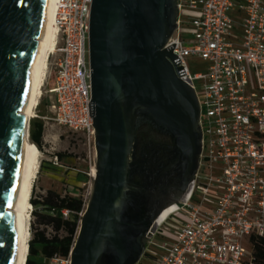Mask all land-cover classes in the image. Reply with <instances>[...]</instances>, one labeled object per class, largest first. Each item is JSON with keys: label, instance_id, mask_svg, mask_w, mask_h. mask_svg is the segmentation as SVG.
Masks as SVG:
<instances>
[{"label": "built area", "instance_id": "built-area-1", "mask_svg": "<svg viewBox=\"0 0 264 264\" xmlns=\"http://www.w3.org/2000/svg\"><path fill=\"white\" fill-rule=\"evenodd\" d=\"M92 4L57 2L56 46L43 87L56 98L50 104L52 118L43 119L83 137L96 154L89 48ZM184 11L199 15L183 23ZM179 12L178 29L165 49L173 51L179 79L197 98L203 93L198 98L201 166L187 193L166 207L158 219L171 212L149 231L153 241L162 232L168 238L153 261L252 264V238H264V0H180ZM184 26L193 29L191 39L185 38ZM189 59L208 63L207 70L193 73ZM52 82L54 87L48 89ZM50 162L56 167L62 163L57 155ZM176 215L182 220L168 228Z\"/></svg>", "mask_w": 264, "mask_h": 264}, {"label": "water", "instance_id": "water-1", "mask_svg": "<svg viewBox=\"0 0 264 264\" xmlns=\"http://www.w3.org/2000/svg\"><path fill=\"white\" fill-rule=\"evenodd\" d=\"M50 0H0V264H11V212L32 148L21 114L38 59V35ZM169 0H93L90 31L96 174L70 264H137L122 209L130 191L133 113L148 110L194 138L200 107L179 79L172 50ZM202 135L200 139V153ZM165 209V208H164ZM160 210L145 234L154 230Z\"/></svg>", "mask_w": 264, "mask_h": 264}, {"label": "flooded vegetation", "instance_id": "flooded-vegetation-1", "mask_svg": "<svg viewBox=\"0 0 264 264\" xmlns=\"http://www.w3.org/2000/svg\"><path fill=\"white\" fill-rule=\"evenodd\" d=\"M169 1L168 16L172 23L170 40L178 29L180 0ZM200 120L192 138L177 126L159 121L142 107L134 110L130 191L122 209V216L128 223L124 231L131 239L130 260L142 258L146 250L144 238L147 228L162 206L183 198L198 173L201 166ZM170 212L165 211L155 226Z\"/></svg>", "mask_w": 264, "mask_h": 264}, {"label": "rangeland", "instance_id": "rangeland-1", "mask_svg": "<svg viewBox=\"0 0 264 264\" xmlns=\"http://www.w3.org/2000/svg\"><path fill=\"white\" fill-rule=\"evenodd\" d=\"M199 12L184 11L182 13L183 23H189L191 20L197 18ZM185 38L191 39L193 29L184 26ZM189 66L193 73H203L208 68V63L202 60L189 59ZM55 77V76H54ZM45 83V82H44ZM44 87V86H43ZM54 83H50L48 89H52ZM47 88H43V96L41 97L37 108L35 109L34 116L30 120V125L34 120H39L43 115L52 118L50 111V104L56 98L54 94H47ZM198 98H203V93L198 92ZM45 133L43 141V149L40 151V169L39 174L35 180L34 186L36 187V196L40 198L46 195L47 191L54 190L62 195L73 194L83 197V199H90L93 187V181L86 179V175L93 180L92 171L96 165L97 155L93 152V147H89L88 143L83 137L73 134L65 128H61L52 120L46 119ZM31 142V141H30ZM32 143V142H31ZM66 154L67 159L63 160L60 167L54 166L50 160L57 154ZM213 198V197H211ZM174 203H169L162 206V209ZM35 208H32V212ZM182 215H176L169 220L167 227L182 220ZM183 217V216H182ZM160 228V227H159ZM31 239L34 237L36 229H42L40 224L36 221L34 215L31 214ZM49 233H52L49 230ZM149 232L145 234L146 250L143 252L142 258L137 264H154L152 255H159L162 253L160 248L161 243L168 239L162 232L153 241ZM151 241L153 243H151ZM247 248L250 250L251 245L248 243ZM68 260H50L45 261V264H67Z\"/></svg>", "mask_w": 264, "mask_h": 264}, {"label": "trees", "instance_id": "trees-1", "mask_svg": "<svg viewBox=\"0 0 264 264\" xmlns=\"http://www.w3.org/2000/svg\"><path fill=\"white\" fill-rule=\"evenodd\" d=\"M41 116L30 125V141L42 151L45 122ZM62 162L67 159L66 154H57ZM86 179H90L86 175ZM31 204L35 208L32 212L42 229H36L34 237L29 244L27 264H45L50 260H69L71 251L76 243L82 216L86 210L88 200L73 194L62 195L49 190L46 195L37 198L34 186L31 196ZM68 211V216L63 215ZM49 230L52 233H49ZM253 262L252 264H264V238L253 237Z\"/></svg>", "mask_w": 264, "mask_h": 264}, {"label": "bare ground", "instance_id": "bare-ground-1", "mask_svg": "<svg viewBox=\"0 0 264 264\" xmlns=\"http://www.w3.org/2000/svg\"><path fill=\"white\" fill-rule=\"evenodd\" d=\"M58 0H50L46 14L43 18L38 41L41 50L34 66L30 84L27 89L26 97L22 106L21 114L27 116L28 122L34 116L41 97L43 96V86L48 70V60L50 53L55 50V11ZM26 143L32 148L23 175L20 179L18 189L11 206V212L15 219V242L14 253L11 264H27L29 255V244L31 241V196L35 180L40 169V151L36 145L30 142L29 134L26 131ZM93 177L96 169L92 171Z\"/></svg>", "mask_w": 264, "mask_h": 264}]
</instances>
